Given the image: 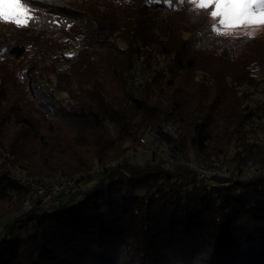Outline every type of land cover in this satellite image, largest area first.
<instances>
[{"label": "trees", "instance_id": "16d2710c", "mask_svg": "<svg viewBox=\"0 0 264 264\" xmlns=\"http://www.w3.org/2000/svg\"><path fill=\"white\" fill-rule=\"evenodd\" d=\"M25 2L0 33V264H264V34L188 0ZM93 173L43 208L18 179Z\"/></svg>", "mask_w": 264, "mask_h": 264}, {"label": "snow or ice", "instance_id": "6c2138e0", "mask_svg": "<svg viewBox=\"0 0 264 264\" xmlns=\"http://www.w3.org/2000/svg\"><path fill=\"white\" fill-rule=\"evenodd\" d=\"M159 2V0H155ZM171 6L174 0H165ZM181 3L184 0H180ZM197 10L213 9V19H219V26L211 31L219 33V29H233L239 26L257 27L264 25V0H188ZM30 8L25 0H0V21L11 23L17 27H27L32 19ZM251 36V33H249Z\"/></svg>", "mask_w": 264, "mask_h": 264}, {"label": "rangeland", "instance_id": "374dc122", "mask_svg": "<svg viewBox=\"0 0 264 264\" xmlns=\"http://www.w3.org/2000/svg\"><path fill=\"white\" fill-rule=\"evenodd\" d=\"M207 10L209 11V14H210L213 9H207ZM210 19L212 21L213 27L214 26H219V19L218 18L217 19H213L211 17V15H210ZM7 31H8V26L6 25V23L3 22V21H0V33L7 34ZM219 31L223 32V33H229V34H232V35H241V34H249V33H251V35H261V34H264V25H260V26L254 27V28L245 27V26H239V27H236V28H233V29H224V28L221 27L219 29ZM262 91L264 93V86L262 87ZM139 141L140 142H138V141H129L128 143H126V145L128 147H132V146L136 147V146H138V149L141 151V153H140L141 155L142 154L143 155L145 154V156L148 155L147 152L149 150V146L147 147V144H146L147 141L145 143H142L143 142L142 140H139ZM138 143H141V144H138ZM131 155H132L131 153L125 154V157L130 158ZM206 165L209 166V167H220V168H222V171L225 174L224 173H219V174H215V176L231 177V173L229 172V170H227L226 166H220V165L211 166V165H208V164H206ZM65 178H67V177H65ZM18 179L21 181V183H23V181H26L27 179H30V177L28 178V177H24V176L23 177L19 176ZM67 179H69V178H67ZM98 179H99V174L93 173L90 177H87L84 180H82V182H80L79 185H77L76 181L73 180L74 183H71V185L69 187L70 189L69 188L68 189L70 190V192H73V193H78L81 190L85 192V191L91 189L92 187H94L96 185ZM37 180H40V179H37ZM42 180H46V179H42ZM52 181L55 182V180H52ZM34 183H37V181H32L30 183H26L25 182V184H26L25 187L28 190V192L31 195V197L33 196V197L38 199L37 200L38 204H41V202L42 203L43 202L44 203L45 202H50V203H47L50 206H53V205L57 204V203H54L53 197L55 195H54V190L51 187H46V186L41 187L40 185L34 184ZM71 188H73V189L71 190ZM48 205H46V206H48ZM32 207H33V203L30 200H26L24 202L23 206H22V212L29 211V210L32 209ZM40 207L43 208L44 205H41Z\"/></svg>", "mask_w": 264, "mask_h": 264}, {"label": "built area", "instance_id": "2783aa9c", "mask_svg": "<svg viewBox=\"0 0 264 264\" xmlns=\"http://www.w3.org/2000/svg\"><path fill=\"white\" fill-rule=\"evenodd\" d=\"M135 80L138 81V82H142V80L139 77H135ZM263 99H264V96H263ZM258 141L260 143H264V136L260 135L258 137ZM199 163L196 165V167H198L200 175H202V176H213L215 174L224 173L222 171V168H220V167H209L202 160H200ZM52 180H55V182L52 181ZM52 180L51 181L50 180H42L41 181V180H36V179L30 178V179H27L26 181H23V184L26 185L25 182L26 183H30L32 181H37V183H34V184H38L41 187H44V186L51 187L54 190V195H55L53 197L54 203L58 204L59 200H60L59 196L62 195V193H69L70 192V190H69L70 188L69 187H70L71 183H74V181L70 180V179H67L65 177H58V178L52 179ZM72 189L73 188H71V190ZM47 203H50V202H45V203L41 202L40 206L41 205L46 206V205H48Z\"/></svg>", "mask_w": 264, "mask_h": 264}, {"label": "water", "instance_id": "95a60500", "mask_svg": "<svg viewBox=\"0 0 264 264\" xmlns=\"http://www.w3.org/2000/svg\"><path fill=\"white\" fill-rule=\"evenodd\" d=\"M210 180H212L214 183L224 185L233 182L234 178L213 175L210 177Z\"/></svg>", "mask_w": 264, "mask_h": 264}]
</instances>
